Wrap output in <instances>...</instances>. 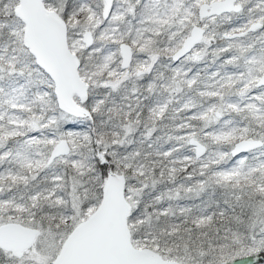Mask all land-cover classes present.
I'll use <instances>...</instances> for the list:
<instances>
[{
    "label": "snow or ice",
    "instance_id": "obj_1",
    "mask_svg": "<svg viewBox=\"0 0 264 264\" xmlns=\"http://www.w3.org/2000/svg\"><path fill=\"white\" fill-rule=\"evenodd\" d=\"M0 264H264V0H0Z\"/></svg>",
    "mask_w": 264,
    "mask_h": 264
}]
</instances>
